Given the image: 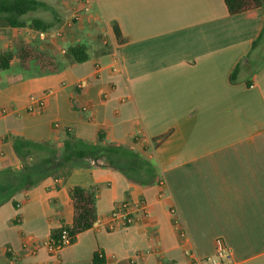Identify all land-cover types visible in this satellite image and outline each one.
Instances as JSON below:
<instances>
[{
	"label": "crops",
	"instance_id": "obj_1",
	"mask_svg": "<svg viewBox=\"0 0 264 264\" xmlns=\"http://www.w3.org/2000/svg\"><path fill=\"white\" fill-rule=\"evenodd\" d=\"M63 1L46 39L28 28L7 32L6 50L30 43L67 66L41 74L13 61L0 73V171L23 167L10 136L62 148L69 131L91 143L103 134L154 173L137 182L86 161L17 193L0 205V258L96 264L98 254L101 264H191L186 250L206 260L221 243L231 264H264V0L237 15L224 0ZM81 43L88 61L63 54ZM103 45L111 52L99 56ZM77 186L95 192L97 222L53 254L51 232L72 224ZM125 201L145 204L149 215L110 231Z\"/></svg>",
	"mask_w": 264,
	"mask_h": 264
},
{
	"label": "trees",
	"instance_id": "obj_2",
	"mask_svg": "<svg viewBox=\"0 0 264 264\" xmlns=\"http://www.w3.org/2000/svg\"><path fill=\"white\" fill-rule=\"evenodd\" d=\"M224 2L231 15L263 6L262 0H224ZM40 8L50 9L42 0H0V28H28L37 33L51 32L55 28L54 22L37 17L28 18L30 13ZM113 33L117 42L122 44L124 39L117 25H113ZM261 39L254 43L253 48L257 47ZM88 50L89 47L81 43L69 47L66 55L77 63H84L90 59ZM110 52V47L103 45L98 55H107ZM13 61H18L25 69L36 65L41 74L57 73L67 66L62 60L30 43L14 51L0 52V73L10 69ZM166 137L167 135L161 138ZM9 140L23 167L20 172H14L10 168L0 171V205L17 193L29 190L47 178H66L74 169L90 166L86 161L93 162L95 167L105 163L110 168L127 173L131 180L137 182H140L138 176L143 174L152 176L154 173V166L144 163L135 152L106 142L103 134H99L96 143H91L76 138L67 131L63 147L60 149L53 142H35L22 136H10ZM71 198L74 209L73 222L71 225L52 230L51 242L55 245L62 241L64 233L71 244L75 243L80 234L92 229L97 222L95 192L92 189L74 187ZM95 263H103L99 260L98 254L95 255Z\"/></svg>",
	"mask_w": 264,
	"mask_h": 264
},
{
	"label": "built area",
	"instance_id": "obj_3",
	"mask_svg": "<svg viewBox=\"0 0 264 264\" xmlns=\"http://www.w3.org/2000/svg\"><path fill=\"white\" fill-rule=\"evenodd\" d=\"M58 32L55 33L57 35ZM49 35V32H39L38 36L40 39L44 40ZM67 50L63 51V54H66ZM34 100V99H33ZM40 105L43 107L44 102L40 101ZM1 152V150H0ZM174 215L176 214V210H173ZM141 214L143 217H148L149 211L145 204H141L138 207H135L131 202L125 201L124 203L117 206L112 212V217L109 223H107V227L110 231H115L117 229H124L129 226H132L136 223V216ZM176 224H182L179 216L176 218ZM180 237H186V231L183 228H180ZM71 245L70 239L64 233L62 241L55 245L54 242H50L49 248L51 253L56 254L61 251L66 246ZM185 254L190 258L191 264H203V262H207L209 264H231V251L225 245L219 243L217 247L216 254L212 257L207 258L206 260H202L198 258L195 254L190 252L189 250L185 251Z\"/></svg>",
	"mask_w": 264,
	"mask_h": 264
},
{
	"label": "rangeland",
	"instance_id": "obj_4",
	"mask_svg": "<svg viewBox=\"0 0 264 264\" xmlns=\"http://www.w3.org/2000/svg\"><path fill=\"white\" fill-rule=\"evenodd\" d=\"M43 2L47 3L50 7V9L46 8H40L38 11L30 13L28 15V18H42L46 21H53L55 22L57 19H60L63 17L62 11L63 8L65 7V2L63 0H43ZM59 4V5H58ZM10 28H0V32H3L0 38V52L6 51V49H9V45L7 44L6 39H8V31ZM32 40V39H30ZM10 42V41H9ZM16 41H11V45L13 47H18L17 44H15ZM261 44H264V38L262 39ZM8 45V46H6ZM60 149V148H59ZM0 264H7L5 261L0 258ZM203 264H209L207 262H203Z\"/></svg>",
	"mask_w": 264,
	"mask_h": 264
}]
</instances>
